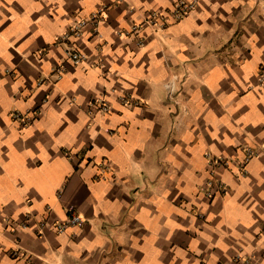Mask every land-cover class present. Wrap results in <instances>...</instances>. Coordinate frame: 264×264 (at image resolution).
<instances>
[{"label":"crops","instance_id":"1","mask_svg":"<svg viewBox=\"0 0 264 264\" xmlns=\"http://www.w3.org/2000/svg\"><path fill=\"white\" fill-rule=\"evenodd\" d=\"M173 2L0 0V264H230L237 252L264 264V0H197L180 19ZM100 6V39L88 25L55 43ZM152 13L162 29L119 34ZM102 94L110 110L90 112ZM247 147L246 175L219 167L228 190L208 196L205 152L235 161ZM70 209L83 223L57 233Z\"/></svg>","mask_w":264,"mask_h":264},{"label":"built area","instance_id":"2","mask_svg":"<svg viewBox=\"0 0 264 264\" xmlns=\"http://www.w3.org/2000/svg\"><path fill=\"white\" fill-rule=\"evenodd\" d=\"M197 0H174L170 10L169 14L174 19H180L182 16L190 12L192 9L196 7ZM104 6H100L97 8L94 12H92L90 15L86 17H80L74 20V22L61 34H59L56 38L55 43L56 44H64L66 43L70 38L72 37H80L86 26H90L92 28L93 34L96 38L100 39L101 34L98 31V24L102 19V13L104 11ZM166 22V14L165 13H152L149 16L145 17L142 24H132L130 26V29L120 30L119 34L127 35L130 33L136 34L138 33L139 29L142 27V25H148L151 28H153L155 31L159 28H163ZM138 45L142 44V39L137 34V40ZM64 51L68 59L71 61L72 64L78 65L82 64L86 61V55L77 50L76 48L72 46H64ZM101 61L100 57L96 58L95 65L99 64ZM65 66L62 63H57L51 68V73L55 75V77L58 79L62 76L64 73ZM264 79V74L261 77ZM177 78L176 76H173L172 78L166 80L164 82V88L166 90V94L169 100L176 103V96H177V85L176 82ZM120 100L123 104L130 105V106H139L140 102L136 100V98L129 93L120 94L119 96ZM89 110L92 112L94 109L106 113L110 110L109 100L108 98L102 94L96 98H92L89 101ZM31 112L27 113H21L19 111H14L12 113V117L16 120H18L22 125H27L31 121ZM258 154V150L255 148L247 147L244 150L243 156L241 158L236 159L235 161H232V159L223 156V155H216L212 153L211 151L205 152L206 156V163L208 167L209 172V178L207 180V189L206 194L210 197H213L214 195H222L227 192L228 186L225 184V182L221 179H219L216 176V170L219 167H224L227 169H231L230 165L231 163H234L235 170L233 173L236 176H245L247 173V163L249 160L256 156ZM31 217V213L27 214V218ZM11 226L13 227H27V222H14L11 220H7ZM84 219L80 216L79 213H77L75 210H68L66 213V216L64 219L56 221L52 224L53 229L57 233H63L66 231L69 227H78L83 223ZM47 225V222L45 219H38L37 220V233H41V229ZM260 236L262 238L261 243V259H264V225L260 232ZM21 250L20 248L14 247L11 248L9 253L12 256H18L20 254ZM25 257H27L26 254ZM256 257L253 253L249 254H242L241 252L235 253V255L232 257V262L230 264H256Z\"/></svg>","mask_w":264,"mask_h":264}]
</instances>
